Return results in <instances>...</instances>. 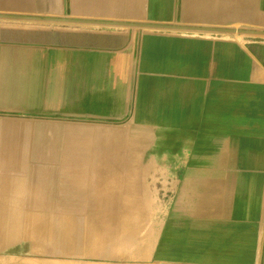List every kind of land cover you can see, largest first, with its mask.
<instances>
[{
    "label": "crops",
    "instance_id": "obj_1",
    "mask_svg": "<svg viewBox=\"0 0 264 264\" xmlns=\"http://www.w3.org/2000/svg\"><path fill=\"white\" fill-rule=\"evenodd\" d=\"M263 235L264 0H0V264H258Z\"/></svg>",
    "mask_w": 264,
    "mask_h": 264
},
{
    "label": "water",
    "instance_id": "obj_2",
    "mask_svg": "<svg viewBox=\"0 0 264 264\" xmlns=\"http://www.w3.org/2000/svg\"><path fill=\"white\" fill-rule=\"evenodd\" d=\"M162 26H159V28H161ZM222 32H229V33H249V34H255V35H259V34H262L261 32H255V31H243V30H240V31H237V30H220Z\"/></svg>",
    "mask_w": 264,
    "mask_h": 264
},
{
    "label": "rangeland",
    "instance_id": "obj_3",
    "mask_svg": "<svg viewBox=\"0 0 264 264\" xmlns=\"http://www.w3.org/2000/svg\"><path fill=\"white\" fill-rule=\"evenodd\" d=\"M262 245H263V247H262L261 256H260L258 264H264V235H263ZM40 262L43 263V264H45V263L46 264H54V263L43 262V261H40ZM32 263H34V262H32Z\"/></svg>",
    "mask_w": 264,
    "mask_h": 264
}]
</instances>
